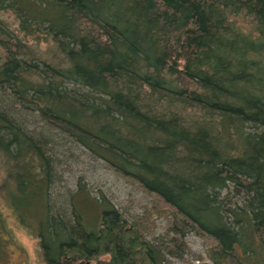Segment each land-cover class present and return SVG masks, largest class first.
<instances>
[{
    "label": "trees",
    "instance_id": "obj_1",
    "mask_svg": "<svg viewBox=\"0 0 264 264\" xmlns=\"http://www.w3.org/2000/svg\"><path fill=\"white\" fill-rule=\"evenodd\" d=\"M67 146L198 236L200 264L256 257L264 0H0V264L24 262L16 230L42 264H164L80 176L62 192Z\"/></svg>",
    "mask_w": 264,
    "mask_h": 264
},
{
    "label": "rangeland",
    "instance_id": "obj_2",
    "mask_svg": "<svg viewBox=\"0 0 264 264\" xmlns=\"http://www.w3.org/2000/svg\"><path fill=\"white\" fill-rule=\"evenodd\" d=\"M67 148V153L62 157V161L66 164V166L62 165L65 180L62 192L65 188L72 189L74 180L80 176L92 195L97 196V193H101L127 222L140 224L147 241L164 253L166 248L170 250V254L165 253L164 255V264L207 263L206 244L194 233H188L183 242L179 241L171 231V218L158 216L152 211L150 196L123 181L103 162L92 158L82 149L73 146H67ZM1 194L0 192V210L6 215L7 211L3 208ZM222 198L227 203H240L241 201L232 190L224 193ZM9 224L13 225L12 222ZM15 236L23 247L25 257L23 262V258L13 251L10 264H42L35 249V241L17 230ZM256 250V257L237 256L236 264H264V239L256 244Z\"/></svg>",
    "mask_w": 264,
    "mask_h": 264
}]
</instances>
